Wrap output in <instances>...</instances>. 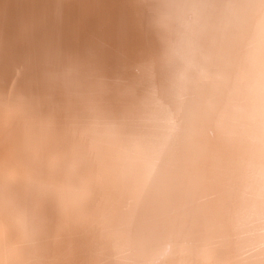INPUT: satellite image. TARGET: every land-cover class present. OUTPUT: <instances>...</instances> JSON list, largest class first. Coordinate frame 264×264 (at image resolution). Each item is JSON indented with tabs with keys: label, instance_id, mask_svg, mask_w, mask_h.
<instances>
[{
	"label": "bare ground",
	"instance_id": "obj_1",
	"mask_svg": "<svg viewBox=\"0 0 264 264\" xmlns=\"http://www.w3.org/2000/svg\"><path fill=\"white\" fill-rule=\"evenodd\" d=\"M42 1L0 2V32L28 17L21 22L23 38L34 43L41 33L37 18L45 26L53 23L48 45L40 49L44 55L20 66L22 73L31 68L38 73L36 81L21 88L23 96L40 87V98L21 103L41 110L49 102L57 108L43 120L35 114L39 128H32L40 147L29 149L26 141L18 145L21 170L0 174V212L6 190L21 178L24 185L10 198L18 206L13 220L34 228L53 264L86 263L88 245L98 246L91 254L93 264H119V259L109 260V249L124 237L133 264H151L150 245L159 254L158 264H166L172 252L179 264H264V70L259 71L264 0H55L45 13ZM223 1L229 10L222 9ZM208 9L219 11L212 29L205 20ZM10 52L0 49V64L2 59L14 64L5 56L10 58ZM150 59L149 67H163L161 82L152 70L145 72ZM125 60L134 64L124 69L129 76L117 80ZM99 77L109 87L97 83ZM112 84L120 90L116 94L110 93ZM2 87L0 95L11 98L13 87ZM235 135L243 141L240 159L234 152L222 160L208 153L206 145ZM2 138L0 133V143ZM27 169L29 177L23 176ZM67 169L75 174L72 181L59 180ZM44 179L49 181L40 191L38 182ZM73 184L79 186L73 190L78 203L61 208L68 209L77 226L47 231L56 220L50 208L57 207L49 197L67 196L65 188ZM175 189L181 192L167 199L166 192ZM133 195L142 198L131 202ZM175 204H180L179 213L171 211ZM92 209L97 210L87 216ZM121 216L123 222L116 223ZM182 221L191 231L189 248L198 253L186 248L177 255L184 232L175 225ZM143 236L150 238L145 248L139 246ZM255 240L259 243L251 248L247 242ZM22 244L19 240L18 247ZM244 247L249 251L243 257ZM123 257L120 264H132L126 251ZM13 259L10 255L0 264H15Z\"/></svg>",
	"mask_w": 264,
	"mask_h": 264
},
{
	"label": "water",
	"instance_id": "obj_2",
	"mask_svg": "<svg viewBox=\"0 0 264 264\" xmlns=\"http://www.w3.org/2000/svg\"><path fill=\"white\" fill-rule=\"evenodd\" d=\"M205 20L211 21L212 17L205 18ZM214 20H216V17ZM21 54H22L21 52H18L17 55L15 56L20 57ZM263 70H264V60L259 65V71L263 72ZM32 76L33 75L31 74L28 75L27 80H30L29 78H31ZM25 80L24 79L20 80L19 82L20 84L17 83L18 85H16L15 83L11 86L13 87V93L12 95H9L12 96L11 98L8 96L7 98H3V96L0 95V133H3V138L0 143V174H3L4 177L8 175L11 176L10 174L13 171V169H15L16 167H18L19 169V167H21L19 165H21L22 162L24 161L22 157L16 155L15 153L16 150H19L18 149L19 144H22V142L26 141L29 149L40 147L39 145L40 142L36 141L37 137L35 133L37 132V129L32 128L33 127L32 124H35L36 127L39 128L38 120H35L34 118L35 114L37 115L40 114V119L43 120L44 116L53 114V112L57 109L54 108V106L49 102H47L45 106L41 108V110H38L36 106H33L31 104H30L31 106L28 105L25 108L24 105H22L21 103L22 101L28 102L31 101L32 99L35 100L40 98L41 95L40 87H39L30 90L27 89L26 90L27 97L23 96V93L21 92L22 91L21 88H24V86L26 85ZM237 89L238 86H236L235 91ZM249 104H251V101L247 103V107L249 106ZM26 112L29 113L27 114ZM7 115L10 116L8 117ZM242 115L243 114L241 111V116ZM261 125L264 127V120L262 121ZM238 136L239 135L233 136L227 142L219 141V143L215 147H213L214 144L206 145L209 148L208 153L211 154L210 150L214 151L219 155V156L216 155L215 158L222 160L221 159L222 156H224L227 153L229 154L234 152L236 154L235 156L237 157L239 156L238 158L240 159V153L243 150V141L241 137L238 138ZM31 140L33 144L30 143L29 145L28 142ZM220 140H223V138ZM260 141L263 143L262 150H264V141L263 140ZM196 147H198V145ZM202 150L204 151L203 154L207 158L208 154L206 150L201 149V151ZM262 150L260 151L261 157L264 156V152ZM193 155L196 154L194 153ZM23 171H24L23 176L25 177L30 176L31 170L28 171L27 169L28 172L26 170ZM21 185L24 184L23 181H21V178H19V181L16 183V186L11 190H6L7 192L4 194V198L2 197V199L5 200L4 201L2 200L3 202H1L4 203V207L1 210L2 212H0L2 213L0 214V263L1 261L5 262L6 257H10L11 255L14 258L13 260L15 261V264H49V263L53 264L52 262L53 260L50 259L51 257L47 251L48 248L46 247V245L43 244L42 238L40 237L38 238L37 236H35L36 232L34 231V228L31 227L29 224H27L24 220H22V218L20 219L22 221L20 222L17 221L18 223L16 222V220L15 221L13 220L15 219L14 216L17 214V211H15V209H18V206L11 203L10 198L14 195L15 193L14 191L18 189ZM131 198H132L131 202H136L137 200H140L142 197L140 195H133ZM240 201L242 202V200ZM241 205L242 207H247L246 204H241ZM130 210L131 208H129V210H126L127 211L126 213L130 214ZM123 219L125 218H122L121 216L120 219H115V222L117 223L119 220L123 222ZM121 227H123V225H121ZM2 229H6V230L2 231ZM49 230L52 229H48L47 231ZM19 240L23 241L22 247H18ZM121 242H122V238H119V240L115 241V245L110 247L109 250H111L112 252L111 257H109L110 261L121 259V257L123 258L122 249L120 247ZM208 249L210 250L209 253L213 251L211 246ZM32 254H35L36 257L32 256ZM85 255L87 260L88 257L87 251H85ZM85 255L80 253L81 258L82 257L85 258ZM178 258L179 257L177 256L175 257L173 255L172 257H169L168 260H166V264H179V262L177 261ZM116 261L119 262V260ZM83 264L86 263L83 261Z\"/></svg>",
	"mask_w": 264,
	"mask_h": 264
},
{
	"label": "rangeland",
	"instance_id": "obj_3",
	"mask_svg": "<svg viewBox=\"0 0 264 264\" xmlns=\"http://www.w3.org/2000/svg\"><path fill=\"white\" fill-rule=\"evenodd\" d=\"M0 2H3L7 6L10 5V4H7L5 2V0H0ZM54 2H55V0H43L41 2L42 12L45 13L46 12L45 9L46 8L48 9L49 7L53 6L54 5ZM75 4L76 5H79L80 2L77 1ZM223 4L224 5L222 6V9H227V10L230 9V6L229 5H225V2L224 1H223ZM206 12H207L206 13V18L212 17L211 26H210V29H212V27H214L213 26L214 19H215V17L217 18V16H218L217 13L219 11H217L215 9H208ZM48 16L50 17L49 14H48ZM187 18H189V17H187ZM23 20H28V17L26 19L24 17H21V18H18L16 20L12 21L10 24L6 25V28H8V31H6V32H0V42L2 44V46L0 47V49L3 50V48H10L11 49V52H10V56L11 57L9 58V56H8L9 54H5V56L9 60H13V62H14L13 65H10V62L7 63V62H5L4 59H2V63L0 64V85H1V87H2V83L1 82L2 81L5 82L4 85H3V87H2V90L3 91L4 90H8L15 83H16V85H18L17 83H19L20 80H23V79L24 80L26 79L25 80V83L27 84V81H29V80H27L28 79V73H30L31 75H33L30 78V81H33V79H34V81H36V79L38 77V73L36 75L33 74L35 72V70H34L33 73H31L30 72V71H32V68H31V70L28 73H22L21 70H20V66L21 65H25L26 66L27 65V60H28V63H30L32 65L31 56H34V57L37 56V58H40V56L44 55V54H42V51H40V49H44V47L48 45L47 43H48L49 39L51 38L50 36H47V43L45 42L46 35L49 32H51V27H52V24L53 23H48L47 26H45L44 22L41 21V18L39 17L35 21V22H37V24L35 22L34 23L38 26V29L41 31V33L39 34V36H36L35 37V42L34 43H32V42L29 43L26 38H23L24 36H23V29H22V23H21ZM208 21L209 20L206 21V24L208 23ZM41 23L43 25H41ZM69 26H71V25L68 24V27ZM205 27H206V25H205ZM205 31H207V28L205 29ZM18 52H21L22 53L20 57H16L15 56V55H17ZM48 60H54V59H51L49 57L47 58V56H46V61H48ZM150 61H152V59H150L148 61V63L145 65V72L148 73V72H151L150 70H152L153 71L152 74L153 75L156 74V76H158L156 78V81L157 82H161V80H162L161 73L163 71H160V68H163V67H160V66L159 67H154L153 66V68H151V67H149L152 64ZM121 62H122V64L120 66L122 67L123 70L120 69V70H122L121 72H116V73H118L117 76H119V78L117 80H121L122 75H123V77L129 76V75H126L127 73H124L125 71H127V70H124V69H126L125 67H129L132 64H134V62H131L129 60H125V61H121ZM156 66H158V65H156ZM59 77H60V80H59L60 82L63 81V80L65 81L64 75H60ZM63 82H61V83H63ZM99 82H100V84L101 83H106L108 85V87H109V81H107L104 77H101V78L99 77L97 79V83H99ZM148 88L149 87H146L145 90L146 89L149 90ZM119 91L120 90L118 89L117 84H114V85L112 84V86L110 88V93L115 92L113 94H116ZM217 144L218 143H215L214 144V147L217 146ZM15 170L20 171L21 170V167H19V169H18V167H16ZM60 172H61L62 177L59 180L67 181V182H68V179H69V181L70 180L72 181V179L70 178L71 175L72 176L75 175V174L73 175L74 172H72V174H71V170H68V169L65 170V171L64 170L63 171L61 170ZM48 181H49V179H44L42 181H39L38 182L39 186L37 187V189L39 188V190L42 191L44 189V187L46 188V185H47L46 182H48ZM100 181H101L100 178H98L96 180H92L91 183H90V186H88V188L91 187V186L97 185ZM215 185L216 184H213L211 186L210 192H213L214 191V189L216 188ZM77 187H79V186L74 185V187H73V186L69 185L68 188H65V190H68L67 191L68 194L65 197H64V195H61L60 197H56V195H59V194H55L54 197H52V196L49 197V199H50V201L52 203H57V205H56L57 207L56 208H55V206H53L52 208H50L52 215L56 218V220L54 222L55 225L53 226L52 230H50V232L56 231V230L57 231L58 230L59 231H62L63 230L65 232L69 228H73V227H76L77 226V224L75 223V221L74 220L72 221L71 218H70V215L67 213V210L68 209L66 210L64 208H61V206H64L65 204L68 206L69 203H76V202L78 203V201L76 200L77 198H75L73 196V194H74L73 193V190L76 191V188ZM83 187H87V186H84V184H83ZM178 192H181V189H175V190H171V191L166 192L167 199H168V197H169V199L170 198H175V195L174 194H176ZM87 204H90V201L87 200ZM97 209H95V210H97ZM95 210L92 209L90 212H88V213L86 212V215L87 216H90L91 214H89V213H94V212H96ZM180 210H181L180 204H175L172 207V209H171V211L173 213H179ZM191 216H192V214H191ZM66 219H68V222H67ZM187 222L188 221H182L179 224L175 225L176 229L184 232V234H182L183 235V241L180 242V247H179V249L177 251V255H180V253L181 254H184L185 253L184 250L186 248H188V251L193 252V254L194 253H198V250L194 252L192 248H189V245H190V243H191L192 240L187 237V236L190 237V235H191V231L186 232V229H187L186 226L188 224ZM210 224H212V222H209V223L205 224L204 227H209ZM105 230H106V227L104 229L103 234L105 233ZM52 233H54V232H52ZM133 234L134 233H132L130 235L131 238H134V236H132ZM207 238L208 237L205 238L207 240V243H211V240L209 238L208 239ZM127 239L128 238H126V237L123 238V242H121V243H123L122 246H121V249H122V253L126 251L127 256H129L127 258V260L128 261H131V263L133 264L136 260L132 256L131 249L129 248V246H127ZM148 239H150L148 236H143L141 242H139V244H140L139 246L142 247L143 245H145V241L147 242ZM97 240H99V239H97ZM97 240H95V241H97ZM135 241H137V239ZM247 243H249V245L252 248L253 245H258L259 241L258 240H255L254 242H252V244H250L249 241ZM207 245L206 244H203L202 247L205 248ZM150 247L153 248V251L151 252L152 253L151 259H150V260H152L151 261V264H158V262L160 260L159 259L160 258L159 257V254L154 249V246L150 245ZM94 250L95 251L98 250V246L97 245H88L87 246V248H86V251L88 253V257H87V260L88 261L86 262L87 264H93L91 254H93ZM248 251H249V248L248 247H244L241 256H243V257L244 256H247L245 254L248 253ZM172 253L175 255V252H172ZM121 261L124 262L125 261V257H123V258L121 257ZM121 261L119 259V264L121 263ZM230 264H233V263L230 262Z\"/></svg>",
	"mask_w": 264,
	"mask_h": 264
}]
</instances>
